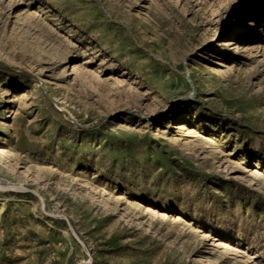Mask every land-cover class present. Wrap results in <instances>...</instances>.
I'll use <instances>...</instances> for the list:
<instances>
[{
  "label": "rangeland",
  "instance_id": "obj_1",
  "mask_svg": "<svg viewBox=\"0 0 264 264\" xmlns=\"http://www.w3.org/2000/svg\"><path fill=\"white\" fill-rule=\"evenodd\" d=\"M0 264H264V0H0Z\"/></svg>",
  "mask_w": 264,
  "mask_h": 264
},
{
  "label": "bare ground",
  "instance_id": "obj_2",
  "mask_svg": "<svg viewBox=\"0 0 264 264\" xmlns=\"http://www.w3.org/2000/svg\"><path fill=\"white\" fill-rule=\"evenodd\" d=\"M249 24H253V23H249ZM242 34H247V31L246 30L242 31ZM223 44L228 46V45H233L235 43L233 41L225 40ZM65 60H67V58H65Z\"/></svg>",
  "mask_w": 264,
  "mask_h": 264
}]
</instances>
